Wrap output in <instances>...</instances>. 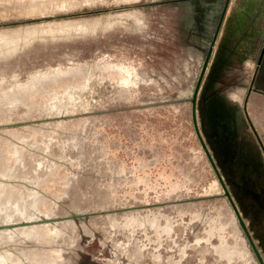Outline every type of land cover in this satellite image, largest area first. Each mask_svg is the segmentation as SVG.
<instances>
[{
	"label": "rangeland",
	"instance_id": "obj_1",
	"mask_svg": "<svg viewBox=\"0 0 264 264\" xmlns=\"http://www.w3.org/2000/svg\"><path fill=\"white\" fill-rule=\"evenodd\" d=\"M239 5L0 0V35L18 42L0 40V188L19 181L39 192L31 221L0 223V235L39 233L10 248L14 264H60L62 255L64 264H128L118 249L133 264H260L242 222L264 260V15L242 35ZM128 14H142L145 29L118 23ZM189 26L212 32L205 39ZM113 65L148 70L156 81L129 91L92 75ZM74 72L85 74L82 83L58 80ZM17 92L26 100H14ZM20 148L35 176L54 168L47 184L7 172L9 152ZM70 223L78 248L62 252L70 234L52 228ZM88 225L96 234L85 240Z\"/></svg>",
	"mask_w": 264,
	"mask_h": 264
},
{
	"label": "flooded vegetation",
	"instance_id": "obj_2",
	"mask_svg": "<svg viewBox=\"0 0 264 264\" xmlns=\"http://www.w3.org/2000/svg\"><path fill=\"white\" fill-rule=\"evenodd\" d=\"M209 1H213V0H209ZM224 7L225 6H223V8ZM239 7H240V5L237 7V10H236L237 16H236V21H235V30L237 31V33H240L242 35L245 33L251 32V31L255 32L257 29L258 23H256L255 20L253 22H248L247 20H244L245 13L243 10L241 12H239V10H238ZM261 12H262V15H264V8L261 10ZM261 12H259L258 15H260ZM222 13H223V9H222ZM222 13L219 14L217 22H218V20L221 21ZM139 15H140V17H139ZM138 17H137L138 19L136 18V20L134 22H131V23L126 24V25L123 24V25H125L129 28H132V29H138L139 28V29L144 30L145 29V26H144L145 23L142 22V18H141L142 14H138ZM220 21H219V23H220ZM217 22H216V24H217ZM190 28L195 30V36L196 35H202V36H204V38L210 37L209 34L212 32V31L210 32L209 30H207L205 28H197V27H190ZM206 31H209L210 33L207 34ZM215 35H216V33H215ZM253 35H255V34H253ZM196 43L198 45H203L202 43L196 42V40H194L192 45L195 48L198 47L196 45ZM96 72H98L100 74V76L102 75V76L113 77L112 80L114 82H117L119 86H122L124 89H128L129 91L132 88L136 87L140 81H145L146 83L156 81L155 77L153 76V74L151 72H149L148 70H146V71L139 70L138 68H136L134 66L113 65V66H110L109 68H96L92 71V75L95 74ZM88 74H90V73H88ZM66 76H71L72 79L63 81L64 84H67V82H75V81L78 83H82V81L85 78L84 73H82V72L75 73L74 72V73H71L68 75H60L58 77L59 78L58 80L62 79L63 77H66ZM64 86H66V85H64ZM26 97H27L26 92H17V93H14L13 99L14 100H19V99L26 100ZM6 159H9V154H8ZM8 173L11 175L12 178H15V180L22 178V174L18 173L16 170L11 172V173L10 172H8ZM54 174L55 173L50 174V176L52 177V175H54ZM49 179L50 178L48 175V180ZM25 189H27V190L24 191L22 186L21 187L18 186L17 181H16V183H13L12 186H10V187L0 188V218H2V222H0L1 224L18 223V222H21L22 220L31 221L32 216H29L30 212L28 213V209L30 207H28V206H32V189H30V188H25ZM27 215H28V217H27ZM126 221H127L125 223L126 227H131L135 224V221L133 218H128ZM141 222H142V220H140L138 223H141ZM152 226H154L155 228L158 229L159 224H158V222H153ZM70 227L72 230H70ZM84 227H85L84 228V230H85L84 234L85 235H83L82 238L85 240H90L91 238L94 237V235L96 234V231H95L93 226L88 225V226H84ZM170 227H171V222H170V219H168L167 220V227L163 228L162 231L164 233L169 234V232L171 230ZM32 229H26L25 232H22L20 234L15 233V231L17 229H14V230L8 231V232L13 231L12 234H7L6 232H4L0 235V244L4 243L3 245H5V244L7 245V247H5V248H3L4 246H1L3 253L0 252V258H1L0 264H14V263L18 262L17 256L16 255L14 256L13 255L14 253H10V248L18 247L17 244H19V242H21L22 240H26L27 237H31V239H34L36 241L40 240L39 233H38L36 228H34V235L36 234L37 236L32 237ZM52 229H54L52 231L53 233L56 231L59 232L58 234H56V236L63 234L62 238H66V236H65L66 234L64 232H67L70 234L68 236L70 238V240L67 242V245H65L63 247L64 249L61 247L60 251L63 252L65 249H68L69 251H71L74 243H76V245H74L76 247H74V248H78V244H77L78 240L76 239V236H74V234L77 233L74 223L68 224V228H66V230L63 228L58 229L56 227L52 228ZM223 229L225 230V228H223ZM211 233H212V230L209 231V235H211ZM158 237H161V235L159 234V231H158ZM108 239H110V238L107 235H105L103 241L105 242V240H108ZM207 241L209 242L210 239L208 238ZM197 242L199 243L200 241L198 240ZM114 246L116 247V249H118L117 245H114ZM5 251H7V252H5ZM118 251H119L118 253H120V254L123 253L124 256L127 257V260H128L127 263L128 264L134 263V261L132 260V258L134 259V257L131 254H129L128 251H122L121 249H118ZM182 252L185 253V248L182 250ZM214 252L218 258L227 259L228 261H231L234 258L232 252L226 251V250L221 249V248H215ZM115 254H117V252H115ZM61 257L62 258L59 261V263L64 264L65 258L63 257V255ZM153 260H155L154 262L158 263L160 261V256L157 254H154ZM117 261H118V259L115 258V261L111 264H118Z\"/></svg>",
	"mask_w": 264,
	"mask_h": 264
},
{
	"label": "bare ground",
	"instance_id": "obj_3",
	"mask_svg": "<svg viewBox=\"0 0 264 264\" xmlns=\"http://www.w3.org/2000/svg\"><path fill=\"white\" fill-rule=\"evenodd\" d=\"M241 3L242 4L240 5L238 10H239V12H241L242 10L244 11V13H245L244 20H247L248 22H253L255 20V16H257L258 13L261 12V10L264 8V0H241ZM128 15L129 16L123 17L122 19L118 20V23L125 24V25L129 24L131 22H134L136 20V17L138 16L137 14H128ZM236 16H237V14H236ZM33 34L35 35L36 33L30 32L27 35L32 36ZM0 40L2 42L5 41L6 43L9 41L6 36L4 37V34L0 35ZM9 42H11L12 44L18 43V42H12V41H9ZM23 153L24 152L21 148L18 149L17 151H10L9 152V159H6V162H7V169L6 170H7V172L11 173V172L16 170L18 173L22 174L21 179L27 180L29 182H32V180H38L39 185L43 184V182H40L39 180L44 178V179H46L45 184H47V181H48L47 176L49 175V173L53 174L54 168L49 167L50 168L48 170L49 172H46L45 175L35 176V172L32 171V158H30L28 161V159L25 156H21V154H23ZM25 155H27V154H25ZM17 183H18V185L20 184L19 181H17ZM38 195H39L38 191H36V192L32 191V208L39 205V201H38L39 196ZM25 230L26 229H21V230L17 229L15 231V233L20 234L22 232H25ZM12 233H13V231L7 232V234H12ZM33 236L34 237L37 236L36 234L34 235V228L32 229V237ZM22 241H25V240H22ZM0 260H1V258H0Z\"/></svg>",
	"mask_w": 264,
	"mask_h": 264
},
{
	"label": "water",
	"instance_id": "obj_4",
	"mask_svg": "<svg viewBox=\"0 0 264 264\" xmlns=\"http://www.w3.org/2000/svg\"><path fill=\"white\" fill-rule=\"evenodd\" d=\"M227 5H228V2H227V4H226V6H225V9H224L223 13H222V18H221L220 25H221L222 20H223V18H224V16H225L226 9H227ZM251 89H252V88H251ZM251 89H250V91H251ZM195 98H196V95H195ZM248 98H249V96L246 98V101H245V109H244V110H245L246 114H247V112H248V111H247ZM253 129H254V126H253ZM254 131H256V130L254 129ZM263 148H264V146H263ZM242 226H243V228H244V231H245L246 234H247V237H248V239H249V241H250V244L252 245L253 250H254V252H255V254H256V256H257V258H258L260 264H264V260H263V258H262V256H261V254L259 253V251H258L256 245L254 244L253 239H252V237H251V235H250L248 229L246 228V226L244 225L243 222H242Z\"/></svg>",
	"mask_w": 264,
	"mask_h": 264
},
{
	"label": "crops",
	"instance_id": "obj_5",
	"mask_svg": "<svg viewBox=\"0 0 264 264\" xmlns=\"http://www.w3.org/2000/svg\"><path fill=\"white\" fill-rule=\"evenodd\" d=\"M259 50H260V48H259ZM258 54H259V52H258Z\"/></svg>",
	"mask_w": 264,
	"mask_h": 264
}]
</instances>
